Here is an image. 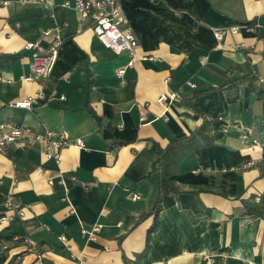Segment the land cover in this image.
Returning <instances> with one entry per match:
<instances>
[{
  "label": "crops",
  "instance_id": "1",
  "mask_svg": "<svg viewBox=\"0 0 264 264\" xmlns=\"http://www.w3.org/2000/svg\"><path fill=\"white\" fill-rule=\"evenodd\" d=\"M62 1L0 0V54L14 56L0 71V122L48 129L67 143L58 166L35 142L0 154V215L8 194L26 208L0 231L31 238L41 255L19 244L3 251V242L0 264H124L144 251L147 236L140 264H264V34L229 32L264 26V0H119L138 42L132 66ZM51 16L62 44L50 76L21 82L33 53L25 43H51L43 36ZM40 91L30 110L8 106ZM164 92L179 93L166 111L156 103ZM203 119L207 131L185 152ZM174 141H181L171 160L175 190L154 212L159 150ZM96 224L87 240L81 227Z\"/></svg>",
  "mask_w": 264,
  "mask_h": 264
},
{
  "label": "built area",
  "instance_id": "2",
  "mask_svg": "<svg viewBox=\"0 0 264 264\" xmlns=\"http://www.w3.org/2000/svg\"><path fill=\"white\" fill-rule=\"evenodd\" d=\"M22 3H30L32 0H19ZM7 1H1L2 4H6ZM62 8L71 9L76 15L77 22L90 21L92 23V33L94 37L105 47L113 51L115 54L127 53L130 57V61L127 66H132L137 60L136 51L138 48V42L131 30L125 26V17L121 11L119 0H64L61 2ZM51 26L43 32L44 37H50L51 43L48 46H42L40 41H33L25 43V49L32 50V57L29 66V74L27 76H21L19 80L21 82L31 83L36 80L46 82L50 76L58 48L62 44V38L60 36V29L51 16ZM240 29H246L247 31L254 33H263L264 26L258 21H252L245 23L237 27L229 28V32L237 33ZM215 39L220 42L223 39L221 31H214ZM144 58V57H143ZM125 68L118 69L115 72V76L121 79ZM0 76V81H1ZM6 83H13L12 80H7ZM191 88H195L192 83H187ZM36 98H42L43 93L40 91L34 97H27L20 101L10 103L8 106L15 109L30 110L32 102ZM179 98L177 92H164L156 100V103L161 105L164 111L169 108L174 101ZM63 100L64 97L59 98ZM23 142H35L42 146L43 155L45 159L53 161L56 166L60 163L59 149L67 143L60 137H56L48 129H44L40 133H35L30 127L23 124L14 122H0V154H5L9 147L16 143ZM75 146L79 149L84 148L82 140H76ZM56 176L59 178L64 188V200L69 201L68 192L69 188L65 184V177L58 171ZM72 181H75L71 177ZM52 184V179L48 181ZM132 199H139L138 196L133 195ZM4 207L6 214L0 215V224L9 223L14 217L24 218L26 208L22 203L17 200L12 194H8L5 198ZM72 213V208L70 207ZM101 225L96 224L90 228L81 227V234L87 238V240H94L96 233L100 230ZM59 241L67 246V239L64 235L58 236ZM19 244L23 246L24 253H32L37 259L41 258L39 246L37 242L29 237H20L14 235L12 241L2 244L1 249L3 251H10L13 245ZM40 264H43L40 261Z\"/></svg>",
  "mask_w": 264,
  "mask_h": 264
},
{
  "label": "trees",
  "instance_id": "3",
  "mask_svg": "<svg viewBox=\"0 0 264 264\" xmlns=\"http://www.w3.org/2000/svg\"><path fill=\"white\" fill-rule=\"evenodd\" d=\"M14 59L13 55H8V54H0V71L3 70L9 62H11ZM236 82H229L228 86L235 84ZM207 125L208 121L203 119L201 126L198 128L196 132L192 134L189 138L185 139L187 140V146L185 147V152L189 149L190 141L193 139V137L197 138L196 136L201 134L203 135V132L207 131ZM204 137V136H202ZM191 138V139H190ZM178 142L181 141H174L171 143L169 146H167L164 149H160V160H159V165L157 168V176H158V198L155 202V211L158 212L159 210V205H160V199L163 193H169L173 190H175V186L170 180L173 169H172V159H175L179 154L174 152V145L178 144ZM185 152H182L185 153ZM178 154V155H177ZM172 160V161H171ZM156 219V218H155ZM156 227V220L153 223V227L151 228V231L155 229ZM7 230H1L0 231V243L3 242H10L12 241L14 235L12 234H7ZM148 240L149 236H147L146 240V247L144 251L140 254L137 255L135 261H129L127 259H124V264H140V259L144 256L146 251L148 250Z\"/></svg>",
  "mask_w": 264,
  "mask_h": 264
}]
</instances>
